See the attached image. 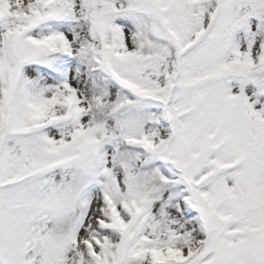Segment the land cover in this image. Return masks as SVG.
Listing matches in <instances>:
<instances>
[{
	"label": "snow or ice",
	"instance_id": "6c2138e0",
	"mask_svg": "<svg viewBox=\"0 0 264 264\" xmlns=\"http://www.w3.org/2000/svg\"><path fill=\"white\" fill-rule=\"evenodd\" d=\"M0 264H264V0H0Z\"/></svg>",
	"mask_w": 264,
	"mask_h": 264
}]
</instances>
